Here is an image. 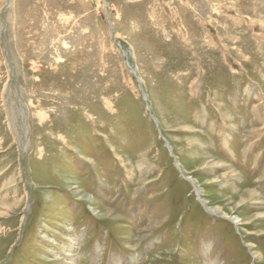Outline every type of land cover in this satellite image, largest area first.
<instances>
[{"label":"rangeland","instance_id":"obj_1","mask_svg":"<svg viewBox=\"0 0 264 264\" xmlns=\"http://www.w3.org/2000/svg\"><path fill=\"white\" fill-rule=\"evenodd\" d=\"M70 252L264 264V0H0V264Z\"/></svg>","mask_w":264,"mask_h":264},{"label":"bare ground","instance_id":"obj_2","mask_svg":"<svg viewBox=\"0 0 264 264\" xmlns=\"http://www.w3.org/2000/svg\"><path fill=\"white\" fill-rule=\"evenodd\" d=\"M17 90H18L17 93L19 94V88ZM19 96L21 97L20 94H19ZM12 109H13V112H9L10 119H11V121H10L11 122V126L13 127L14 132L17 133V136L20 139L21 146L24 147V149H25V148H27V145H28L27 144V139H28V122L27 121L28 120H27V117H25L26 116L25 113L27 114V108L25 107V109H26L25 110L24 109V105L22 106V103H21V106L20 107H16V108H12ZM15 119H17L18 126H15V124H14V120ZM185 180L189 181L190 183H193V182L190 181L191 179H188V177H186V176H185ZM247 192L250 195V197H253V198L257 197L258 198V194L256 195L255 190H249ZM219 209L220 208L214 209V211L212 213H215L216 214ZM229 219H231L232 223L233 224L235 223L236 225H239L240 223H243V220L240 219V218H238V217L229 218ZM72 242H74V244H75V242L78 243L79 242V239H74ZM69 254H70L69 256L71 258L69 257L70 258V261L67 264H77V260L72 256L73 252H70ZM211 263H213V264H219L217 261L216 262H211Z\"/></svg>","mask_w":264,"mask_h":264},{"label":"water","instance_id":"obj_3","mask_svg":"<svg viewBox=\"0 0 264 264\" xmlns=\"http://www.w3.org/2000/svg\"><path fill=\"white\" fill-rule=\"evenodd\" d=\"M133 73L136 75V77L138 78V81L139 82H141L140 81V79H139V77L137 76V74H136V71H133ZM142 96H143V98H144V100H146V98H145V94L142 92ZM20 97V96H19ZM24 104H23V101H22V106H23ZM24 109H25V106H24ZM26 110V109H25ZM25 117H27V114L25 113ZM28 138H29V134H28ZM163 138V137H162ZM163 140H164V142H165V144H166V146H167V148L169 149V150H171V146L169 145V143H168V141L167 140H165L164 138H163ZM175 164H176V167H177V163L175 162Z\"/></svg>","mask_w":264,"mask_h":264}]
</instances>
